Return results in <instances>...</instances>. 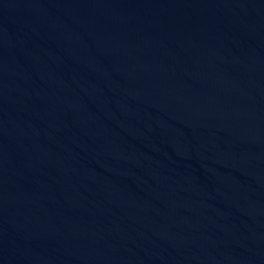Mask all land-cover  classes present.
Instances as JSON below:
<instances>
[{
    "label": "water",
    "instance_id": "1",
    "mask_svg": "<svg viewBox=\"0 0 264 264\" xmlns=\"http://www.w3.org/2000/svg\"><path fill=\"white\" fill-rule=\"evenodd\" d=\"M0 158L85 264H264V0H0Z\"/></svg>",
    "mask_w": 264,
    "mask_h": 264
}]
</instances>
